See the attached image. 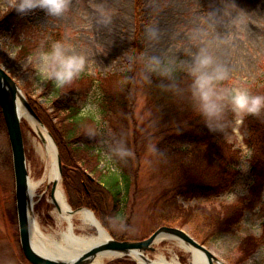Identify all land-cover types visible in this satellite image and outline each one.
<instances>
[{
  "label": "rangeland",
  "instance_id": "rangeland-1",
  "mask_svg": "<svg viewBox=\"0 0 264 264\" xmlns=\"http://www.w3.org/2000/svg\"><path fill=\"white\" fill-rule=\"evenodd\" d=\"M14 4L15 0H0V20L14 15ZM16 13L23 30L14 28V21L9 28L0 25V65L15 78L30 103L29 94L37 102L36 105L47 111L50 125H62L63 122L69 125L73 122L74 116L68 114L71 111L67 108L69 103L65 106V101L59 104L55 96L64 94L62 96L69 99L73 94H67L71 90H64L69 84L63 85L60 92L56 90L57 85L53 80L38 74L33 53L38 48L49 47L54 40L68 39L76 44L77 51L85 52L89 59L88 70L76 79L79 80L76 86L82 83L79 87L83 91L75 98V102L81 106L80 115L91 117L96 123L85 132L87 136L78 137L80 132L73 127L63 139L64 146H61L40 118L58 146L64 168L62 185L72 208L89 209L80 205L79 199L84 186H87V190L91 187L89 182L95 177L92 172L95 167L89 168L83 158L97 156L100 158L98 170L122 177L128 173L136 180H133L128 196L122 194L118 203L110 197L112 201L107 203L106 215L112 226L108 231L113 237L144 240L162 226L180 228L164 224L159 206L169 199L163 195L187 189L188 181L181 179L180 174L176 183V174L172 172L170 163L172 158H169V153L159 149V140L147 144L149 142L145 143L142 135L135 143L136 131L144 133V121L154 113L158 116L163 105H150L149 99H153H148L146 92L143 96L142 90L138 89L134 119L125 115L120 108L115 114L108 111L110 116L107 117V111L100 107L99 98L105 89L117 94L123 88L125 78H128L126 73L132 72L129 63L137 34L138 49H141L140 69L145 74L177 80L184 73L190 74L187 68L194 61V54L201 47H208L219 62L228 66L232 83H242L251 90L262 86L264 0H71L70 10L60 16L49 15L39 7L27 14ZM153 56L159 57L165 65L173 66V72L168 74L159 68L150 70L147 62ZM56 108L60 109L59 113H56ZM176 111L175 107L169 109L170 122L176 121ZM62 117L65 119L61 121ZM246 125L245 122L242 126L243 140L236 138L232 127L227 131L233 137L229 140L227 135L232 154L238 152L240 155L234 190L210 200L178 197L186 208L194 207V212L200 207L216 208L222 215H227L237 204L248 206L240 227L233 232H223L207 246L225 264H264V247L247 259L239 251L242 240H261L264 233V185L257 188L258 197L252 195L256 178L250 163L251 150L246 144ZM22 126L30 177L38 181L44 175V163L37 155L36 143L42 142V139L26 118L22 119ZM173 126L176 129L180 125L174 123ZM139 142L140 145L135 146ZM177 143L182 147L191 145L185 139H177ZM121 147L130 149L134 154L127 155V160L124 157L120 159L117 149ZM12 157L0 106V264H31L23 253L20 241ZM192 172L188 171L190 174ZM79 173L85 177L82 181L84 186L78 182ZM49 186L48 182L43 183L33 194L32 219L38 222L49 239H58L56 236L67 230V224L60 223L53 213L54 204L50 199L53 184L51 188ZM233 194L237 199H231ZM81 224L75 220L77 234H97L93 228L82 229ZM183 229L196 238L189 223ZM145 255L153 260L163 255L169 261L176 258L182 264H193L191 253L181 246L179 240L172 238L156 243L155 251ZM125 258L127 262L138 264L130 256L108 259L104 264H123L120 261Z\"/></svg>",
  "mask_w": 264,
  "mask_h": 264
},
{
  "label": "trees",
  "instance_id": "trees-1",
  "mask_svg": "<svg viewBox=\"0 0 264 264\" xmlns=\"http://www.w3.org/2000/svg\"><path fill=\"white\" fill-rule=\"evenodd\" d=\"M15 10L14 15L4 17L0 20V25H7L8 28L13 25L14 28H19L23 30V25H21L19 17ZM12 19V20H11ZM10 25V26H9ZM134 40L133 52L130 61V66L132 67V72L126 75L125 83L123 88L118 90V95L109 92L105 89L103 96L99 98L100 107L104 108L107 112L105 114L107 117L110 116L109 113L115 114L118 109H122L130 118L134 119V112L136 106V100L139 96V90H142L141 94L144 96L145 92L149 99L150 105L158 104L163 105V110L157 116L154 113L150 118H148L144 123L146 124L144 133L138 132L136 136L137 143L141 136L145 139V143L152 144L159 140V149L165 153H169V158L172 160L171 166L172 172L176 174V183L178 175L181 174V179L188 181L187 189H181L177 193H166L163 195L166 199L165 204L161 203L159 206L161 210V218L164 220L165 225L177 226L184 228L186 224H190L191 228L196 236V238L203 245H210L214 240H210L213 235L216 236L222 234L223 232H233L236 228L240 227L243 213L248 208L246 204H237L233 206L231 211L227 215H222L220 210L213 209H203L202 207L196 208L197 212H194V207L186 208L183 203L178 199L179 196L186 199L198 198L204 200H210L223 193L230 192L234 190L237 175L239 173V161L240 155L237 152L236 155L232 153V146L229 144L226 132L230 130L229 126L225 131H213L208 126L206 118L202 115L197 107V101L193 96L192 92V80L193 77L190 74H182L177 80L170 77H160V76H150L145 74L140 67V53L141 49H138V36ZM143 78H138V76ZM117 78V75H116ZM79 80L72 81L65 91H70L67 94H73V97L65 99L59 94L57 97V102L61 104L65 101L64 106L69 103L67 108L71 109L68 113L69 116H74V120L69 125L65 122L62 125L49 124L50 115L47 111L41 108V106L36 105V101L32 100L30 94V100L35 108L37 114L40 118L47 124L51 133L55 139L64 146V137L70 129L77 128L80 134L78 137L82 138L85 132L88 131L93 124V118L82 117L80 115L81 106L77 104V99H75L82 88V85L76 86ZM95 82V80H94ZM75 85H74V84ZM62 86H56L57 91H62ZM56 91V92H57ZM254 93L264 94V77L262 86H258L252 89ZM59 93V92H58ZM62 96V97H60ZM67 96V95H66ZM75 96V97H74ZM55 100V101H56ZM156 100V101H155ZM169 105V106H168ZM155 107H157L155 105ZM175 107L177 111L175 112L176 121L170 122L171 115H169V109ZM56 113L60 112V109L56 108ZM68 116V115H66ZM65 116V117H66ZM68 116V117H69ZM62 117L61 121L65 119ZM227 118L229 121L234 119V113L231 110L228 111ZM246 128L248 131V136L246 138V144L251 150V168L255 173L256 184L252 187V195L258 197L257 188L264 185V114L260 117L249 116L246 118ZM135 123L137 121L135 120ZM172 123V124H171ZM179 123L178 128H174L173 124ZM159 127V128H158ZM156 132H152V131ZM69 136V135H68ZM162 136V137H161ZM66 138V137H65ZM163 139H166L164 141ZM177 139L189 141L191 143L188 147L179 146ZM136 144L135 146H139ZM80 152V150H79ZM232 154V155H231ZM94 157V158H93ZM85 156L83 158L86 165L92 169L95 174L93 180H90V188L87 190V186L82 182L85 178L82 173L78 175V182L85 185L83 193L80 195V205L89 207L93 209L98 215L104 219L106 222L107 218V203L110 204L112 199L118 203L121 200L122 194H126L130 191V186H132L134 178L130 175L123 174H109L103 169L98 170L100 158L97 156ZM123 159L127 160V156ZM231 157V158H230ZM189 170H193L191 174L188 173ZM178 171V172H177ZM97 180V181H95ZM95 181V182H94ZM182 181V180H181ZM183 186V185H179ZM172 190V189H171ZM112 199H111V198ZM169 205V206H168ZM163 224V225H164ZM261 240L256 238L252 240H242L239 251L247 259L248 257L255 254L259 249L264 247V235ZM128 259L120 261L123 264H135L134 262H127Z\"/></svg>",
  "mask_w": 264,
  "mask_h": 264
},
{
  "label": "clouds",
  "instance_id": "clouds-1",
  "mask_svg": "<svg viewBox=\"0 0 264 264\" xmlns=\"http://www.w3.org/2000/svg\"><path fill=\"white\" fill-rule=\"evenodd\" d=\"M38 7L45 9L49 15L60 16L70 10L71 0H15L14 4V8L21 14H27ZM33 56L38 74L53 80L57 86L70 84L89 66L87 54L77 51L76 44L68 39L54 40L49 47L38 48ZM147 66L150 70L159 68L168 74L174 70L173 66L165 65L155 56L148 59ZM187 71L193 77L192 92L197 107L210 129L226 132L231 126L236 138L243 140L242 126L246 118L264 114V94L254 93L242 83H232L233 77L228 66L219 62L208 47H201L194 54V61ZM229 110L234 113L231 121L227 118ZM227 135L229 140L233 138L231 134ZM117 151L121 156L134 154L123 147ZM231 199H237L236 195L233 194Z\"/></svg>",
  "mask_w": 264,
  "mask_h": 264
},
{
  "label": "water",
  "instance_id": "water-1",
  "mask_svg": "<svg viewBox=\"0 0 264 264\" xmlns=\"http://www.w3.org/2000/svg\"><path fill=\"white\" fill-rule=\"evenodd\" d=\"M20 102L24 105L29 114L44 126L42 120L26 98L15 78H12L5 68L0 65V106L6 123L13 155L20 240L25 257L32 264H88L98 253L103 251L117 253L120 255L118 257H132L133 253H137L144 259H147L145 254L155 251V244L158 241L157 238L163 235L178 239L180 242L203 252L207 258V264H225L207 246L201 244L187 231L169 226L158 228L151 237L146 240H115L111 237L109 240L94 246L87 252L74 258L64 259L39 252L32 242L31 219L33 215V198L30 193V173L27 163ZM58 165L60 173L63 174V163L59 154ZM55 188L56 183L52 186V192H54ZM135 261L137 260L135 259Z\"/></svg>",
  "mask_w": 264,
  "mask_h": 264
},
{
  "label": "bare ground",
  "instance_id": "bare-ground-1",
  "mask_svg": "<svg viewBox=\"0 0 264 264\" xmlns=\"http://www.w3.org/2000/svg\"><path fill=\"white\" fill-rule=\"evenodd\" d=\"M20 113L21 117L26 118L29 121L31 126L37 131L38 135L42 139V142L38 141L36 143V152L44 163V175L42 179L38 181L33 180L30 177L31 197L33 198V194L37 192V189L43 183L48 182L50 188L52 184L56 183V188L54 192H52L51 190L50 196L51 202L52 204H54L53 213L60 223L67 224V230L61 232L59 236H56L59 237L58 239H49L42 231L38 222H36L34 219H31V233L34 247L43 254L47 253L53 256L67 259L82 255L94 246H97L109 240L113 236L108 231V229L112 228L108 219L105 222L104 219L101 218L94 210L91 211L87 208L74 210L69 204L62 185L63 175L60 173L58 165L59 149L57 144L55 143V140L51 137V135H49L44 126L29 114V112L21 102ZM47 190L50 189L47 188ZM76 219L82 223L80 226L82 229L84 228L85 230L93 228L97 231V234L94 236L77 234L75 226ZM217 234L213 235L210 240H214L215 238H217ZM149 237H151V235ZM149 237L145 238L144 240L148 239ZM169 238V236L165 235L160 236L157 238V243ZM113 239L120 240L121 238H117V236L114 235ZM180 244L185 250L191 253L193 264H207V258L203 254V252L185 243L180 242ZM118 256L120 255L117 253H113L111 251H103L98 253L88 264H104L106 260L113 259ZM132 257L137 260L138 264H182L176 258L172 261H169L163 255H160L156 260L150 259L149 257H146L147 259H144L137 253H133Z\"/></svg>",
  "mask_w": 264,
  "mask_h": 264
}]
</instances>
